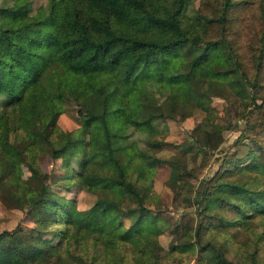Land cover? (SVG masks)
<instances>
[{
    "label": "trees",
    "instance_id": "1",
    "mask_svg": "<svg viewBox=\"0 0 264 264\" xmlns=\"http://www.w3.org/2000/svg\"><path fill=\"white\" fill-rule=\"evenodd\" d=\"M191 5L0 0V200L23 205L10 179L17 162L33 170L40 192L51 188L55 173L42 169L40 159L56 156L70 140L56 123L66 100L77 104L76 119L87 132L71 185L94 194L81 207L75 196L63 197L72 209L32 201L29 231H0L10 264H44L50 229L70 264H160L184 254L179 245L188 243L196 245V264H264V0H199L193 14ZM163 53L174 59L175 73L130 77L136 64ZM100 77L111 78V88ZM214 96L235 103V119H222ZM196 109L203 117L182 141L161 136L158 120ZM27 110L36 119L21 136L11 115ZM228 128L238 134L222 148ZM168 144L176 151L160 156ZM192 147L200 156L188 165ZM146 158L169 166L173 210L184 221L176 223L184 230L168 249L158 239V219L169 209L137 184ZM240 230L244 246L234 259L227 252Z\"/></svg>",
    "mask_w": 264,
    "mask_h": 264
},
{
    "label": "rangeland",
    "instance_id": "2",
    "mask_svg": "<svg viewBox=\"0 0 264 264\" xmlns=\"http://www.w3.org/2000/svg\"><path fill=\"white\" fill-rule=\"evenodd\" d=\"M33 6L40 3H45L47 0H32ZM199 0H192L191 9H189L190 14H193L196 9ZM175 61L169 58L165 53L158 54L157 60L150 63H139L134 66L130 72V77L133 80H138L143 76V74L148 73L154 76H160L164 73H175ZM100 84L105 89H109L112 86V79L109 77H100ZM212 103L221 110L222 114L225 113L224 121L230 119L231 121L235 119L238 114L236 110V105L233 101L225 100L222 97L214 96L212 98ZM63 111H61L56 119L58 126L70 132V140L65 145V147L54 157L45 155L40 159V166L45 171H52L55 174L51 180V188L48 190L40 192L39 190V179L33 170L22 162L13 163L10 165V179L12 183H15L17 188L20 190L21 197L23 199V205L19 206L15 202L8 200H0V231L13 229L15 227H21L26 231H29L33 226L34 222L32 216L28 213V205L32 201H38L40 204L50 207L52 211L55 209V205L67 203L69 207L73 208V203L66 200L63 197L75 196L76 205L86 206L91 203L94 199V194L80 190L75 184L71 183L72 178L71 168L74 165L73 160L75 155L84 149V142L87 137L86 128L80 126L76 119V109L77 104L73 101L66 100L63 103ZM227 108V109H226ZM10 112V110H8ZM1 112V107H0ZM258 116L255 112L251 118ZM12 122H16L19 126L17 131L22 136L24 130H26L29 125L36 119L35 113L31 110H27L22 115L17 118V113L11 115ZM202 112L200 110H193L192 114L186 116L182 119L175 118H165L163 121H157L156 124L161 129L162 135L171 143H178L188 136L189 131L194 125L200 122L202 119ZM221 119V120H222ZM243 118H239L238 122L241 124ZM238 134L237 129L228 128L225 131V140L223 142V147L229 145L232 139ZM113 145L117 147V143L113 142ZM221 148V151H222ZM176 148L172 144L165 145L162 150L158 153L160 156L168 157ZM220 153L216 150V155ZM198 150L192 147L187 156L188 165L196 162L199 158ZM147 167L140 172L137 178V184L142 187L147 188L148 197L158 199L161 206L167 207L168 211H163L161 217L158 219V224L160 226V233L158 234V239L160 243L168 249L173 242L178 233L184 230L183 226L175 227L177 224H182L184 221L180 218V215L173 210L172 205V191L166 184V180L169 174V166L166 163L152 164V161L146 158ZM69 164V167H64ZM215 167V162L212 164ZM64 173V174H61ZM66 185H71V190H66ZM65 210L64 207L60 208ZM264 219V217H263ZM256 229L262 228L261 222L257 221L254 225ZM50 229V228H49ZM46 236L51 237L52 242L46 246L45 249V262L44 264H70L71 260L69 256L59 249L56 244L57 237L54 235L53 231L50 229L45 233ZM245 237L243 230H240L237 234V238H233L232 247L227 252V255L237 257V252L241 249L244 244L240 243L241 239ZM264 245V241H263ZM179 247H184L186 251L180 256L167 255L165 258L161 259L160 264H196L197 250L195 244H184L179 245ZM74 249L71 246V250ZM264 255V251L262 252ZM0 264H10L9 256L6 254L5 250L0 247Z\"/></svg>",
    "mask_w": 264,
    "mask_h": 264
}]
</instances>
